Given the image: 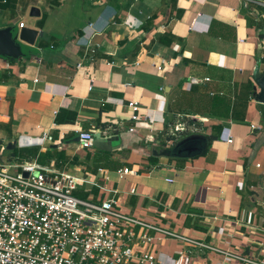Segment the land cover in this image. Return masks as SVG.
Masks as SVG:
<instances>
[{
	"label": "crops",
	"instance_id": "1",
	"mask_svg": "<svg viewBox=\"0 0 264 264\" xmlns=\"http://www.w3.org/2000/svg\"><path fill=\"white\" fill-rule=\"evenodd\" d=\"M17 28L37 30L35 44ZM8 50L0 161L52 166L85 181L76 197L115 198L130 216L264 264V0H0ZM46 131L53 140L36 145ZM79 131L99 136L93 148ZM125 168L134 174L121 180ZM150 234L135 250L156 264H244Z\"/></svg>",
	"mask_w": 264,
	"mask_h": 264
},
{
	"label": "built area",
	"instance_id": "2",
	"mask_svg": "<svg viewBox=\"0 0 264 264\" xmlns=\"http://www.w3.org/2000/svg\"><path fill=\"white\" fill-rule=\"evenodd\" d=\"M24 26V22L19 24L20 28ZM129 26L133 27L134 22ZM158 70L163 71V65ZM191 81L196 82L194 78ZM128 106L132 110L130 120L139 124L140 102L132 100ZM259 127L252 124L250 130L254 133ZM179 130L185 131L186 127L174 126L171 134L175 136ZM128 132L134 133L135 128ZM96 136L79 131V146L93 148ZM32 140L27 144H34ZM35 140L36 145L44 146L53 137L46 131ZM226 142L233 144L234 139L230 136ZM100 173L109 180L107 172L101 169ZM129 174L134 171L128 168L118 171L121 180ZM84 182L36 160L0 161V264H156L154 254L135 250V246L145 247L154 242L150 232L182 242L191 249L215 252L244 264H263L258 259L130 216L120 209L115 198L94 202L76 197L74 192ZM135 192V188L130 190L132 194ZM136 227L145 232L136 234ZM187 252L191 254L192 250Z\"/></svg>",
	"mask_w": 264,
	"mask_h": 264
},
{
	"label": "water",
	"instance_id": "3",
	"mask_svg": "<svg viewBox=\"0 0 264 264\" xmlns=\"http://www.w3.org/2000/svg\"><path fill=\"white\" fill-rule=\"evenodd\" d=\"M30 15H31V17H39L40 16L39 9L35 8V7L32 8ZM13 32H12V35H13ZM38 35H39V33H38L37 30L26 28V29H22L21 32L18 34V36H15V39H17L19 37L21 41H24V42H26L27 44H30V45H34ZM10 37H12V36H10ZM9 51L10 50H8V52H6V53H1L0 52V55H8ZM260 87L262 89V93H261V98L260 99L264 103V82L260 85ZM97 138H99L98 135L96 136V141L98 140ZM76 141L78 142L79 138H77ZM96 146H97V144H96Z\"/></svg>",
	"mask_w": 264,
	"mask_h": 264
},
{
	"label": "rangeland",
	"instance_id": "4",
	"mask_svg": "<svg viewBox=\"0 0 264 264\" xmlns=\"http://www.w3.org/2000/svg\"><path fill=\"white\" fill-rule=\"evenodd\" d=\"M27 20L31 22L32 18L30 17V15L28 16ZM16 33H17V34H16L15 36H18V33H20V28H17V29H16ZM18 38H19V37H18ZM22 49L25 51V50H26V47L23 46Z\"/></svg>",
	"mask_w": 264,
	"mask_h": 264
}]
</instances>
